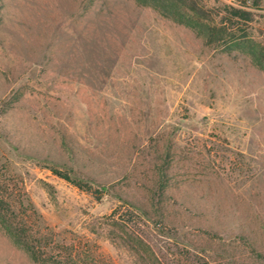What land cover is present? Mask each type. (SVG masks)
<instances>
[{"label": "rangeland", "instance_id": "1", "mask_svg": "<svg viewBox=\"0 0 264 264\" xmlns=\"http://www.w3.org/2000/svg\"><path fill=\"white\" fill-rule=\"evenodd\" d=\"M248 3L0 0V182L48 255L264 264V0ZM0 264L41 263L0 224Z\"/></svg>", "mask_w": 264, "mask_h": 264}, {"label": "trees", "instance_id": "2", "mask_svg": "<svg viewBox=\"0 0 264 264\" xmlns=\"http://www.w3.org/2000/svg\"><path fill=\"white\" fill-rule=\"evenodd\" d=\"M187 1V0H178ZM245 13L242 9H234L231 14L236 17H243ZM53 173L73 184L77 187L92 191V186L85 182L81 177H74L70 171H63L59 168L52 167ZM12 191L6 182H0V224L9 232V234L21 245L34 260L41 264H80L77 261L64 262L59 259L58 254H47V248L50 245V241L47 240L46 235L42 234V229H34L30 227L29 220L19 215V205L12 199ZM21 203V202H20ZM24 206V203H21ZM25 208H30L32 213L38 215L41 218L39 212L29 202ZM251 249L258 255L262 256V251L259 247H256L255 243H251Z\"/></svg>", "mask_w": 264, "mask_h": 264}, {"label": "built area", "instance_id": "3", "mask_svg": "<svg viewBox=\"0 0 264 264\" xmlns=\"http://www.w3.org/2000/svg\"><path fill=\"white\" fill-rule=\"evenodd\" d=\"M230 4L240 7V8H244L246 6L249 5V1L250 0H227ZM247 3V4H246Z\"/></svg>", "mask_w": 264, "mask_h": 264}]
</instances>
